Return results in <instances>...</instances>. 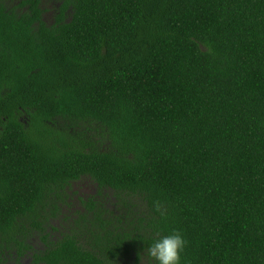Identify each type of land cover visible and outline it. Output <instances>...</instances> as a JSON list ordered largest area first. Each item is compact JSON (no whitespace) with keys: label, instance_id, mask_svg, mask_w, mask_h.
I'll return each mask as SVG.
<instances>
[{"label":"trees","instance_id":"1","mask_svg":"<svg viewBox=\"0 0 264 264\" xmlns=\"http://www.w3.org/2000/svg\"><path fill=\"white\" fill-rule=\"evenodd\" d=\"M47 5L0 0V264H264V0ZM84 180L90 247L49 239Z\"/></svg>","mask_w":264,"mask_h":264},{"label":"rangeland","instance_id":"2","mask_svg":"<svg viewBox=\"0 0 264 264\" xmlns=\"http://www.w3.org/2000/svg\"><path fill=\"white\" fill-rule=\"evenodd\" d=\"M49 12L50 11L46 14H49ZM47 17L49 16L47 15ZM68 196L69 197L66 199L68 204L60 205V208L57 211L53 210L48 212L47 220L44 224V230L50 234L49 239L51 240L59 239L65 234H73L81 238L82 243L86 247H90V239L88 236L81 233L82 228L79 224L80 214L85 211L82 202L83 200L93 199L94 197L100 200L101 197L98 195L96 186L87 180L72 183L68 190ZM30 235L31 236L27 238L28 244H31L35 249H41L44 247V242L42 241V236H44L43 233L31 232ZM13 255L15 256V263L13 262L14 259L7 257L4 264L31 263V259L28 258V256L19 258L16 252H13ZM115 264H132V256H126L124 259H119Z\"/></svg>","mask_w":264,"mask_h":264},{"label":"clouds","instance_id":"3","mask_svg":"<svg viewBox=\"0 0 264 264\" xmlns=\"http://www.w3.org/2000/svg\"><path fill=\"white\" fill-rule=\"evenodd\" d=\"M186 241L179 231L154 238L147 248V256L155 264H181V253Z\"/></svg>","mask_w":264,"mask_h":264},{"label":"flooded vegetation","instance_id":"4","mask_svg":"<svg viewBox=\"0 0 264 264\" xmlns=\"http://www.w3.org/2000/svg\"><path fill=\"white\" fill-rule=\"evenodd\" d=\"M44 2L46 3V5H47V0H44ZM47 7H50V6H48L47 5ZM49 17H46L47 18V20H49V21H51V23L54 21V19H53V12L52 11H50L49 12V14H47Z\"/></svg>","mask_w":264,"mask_h":264}]
</instances>
